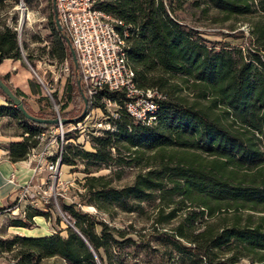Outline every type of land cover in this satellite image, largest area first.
I'll use <instances>...</instances> for the list:
<instances>
[{"label":"rangeland","instance_id":"rangeland-1","mask_svg":"<svg viewBox=\"0 0 264 264\" xmlns=\"http://www.w3.org/2000/svg\"><path fill=\"white\" fill-rule=\"evenodd\" d=\"M108 1L115 0H99L98 4ZM21 2L28 12L23 22ZM20 3L9 9L7 17L10 24L9 17L14 18L21 45L27 43L23 52H29L36 64L34 68L24 59L36 72L30 68L33 95L27 99L35 110L48 109L50 103L59 116L62 107L66 106V112L73 104L65 92L70 73L65 69L67 60L59 63L50 55L53 0ZM136 13L135 30L149 48L143 65L144 84L158 88L165 96L161 119L153 126L158 137L148 146L136 147L121 136L112 151L115 161L108 164L79 158L76 165L64 164V186L50 193V217L29 220L27 212H35L32 205L1 212L0 262L29 253L33 264H68L58 255L44 251L39 255L42 250L25 239L55 230L65 236L70 225L65 218L70 217L63 212L64 205L95 215L125 238L144 235L149 245L138 251L117 248V254L130 264H191L153 239L155 232H172L185 207L204 210L196 232L207 222L212 227L237 222L264 229L260 219L264 216V0H137ZM99 107L93 106L77 130L68 133L66 147L95 150L93 138L105 133H97L99 124L120 118ZM128 122L131 128L138 125L134 120ZM20 129L18 124L15 131ZM140 173L157 187L149 191L151 200L132 201L133 211L116 206L105 212L86 194L87 176H103L102 182L109 187L122 188L131 185ZM49 185L51 182L46 188ZM54 192L64 195L57 196L58 206ZM172 208L177 217L166 219ZM158 219L161 222L157 224ZM223 249L216 251V261L232 257L235 264H264L261 251L249 252L241 246Z\"/></svg>","mask_w":264,"mask_h":264},{"label":"trees","instance_id":"trees-1","mask_svg":"<svg viewBox=\"0 0 264 264\" xmlns=\"http://www.w3.org/2000/svg\"><path fill=\"white\" fill-rule=\"evenodd\" d=\"M21 0H0V63L7 58L13 60H27L34 68L33 56L26 51L24 54L23 48L26 49L27 43L22 42L21 45L16 22L13 17V23L8 22L7 13L9 9L15 8ZM28 2L29 0H24ZM137 0H115L98 4V7L107 13L122 19L128 27L127 42L128 57L136 70V81L140 87H152L144 84L145 70L143 65L148 57L149 48L146 40L140 37L136 30L138 27ZM53 4L51 3V13L49 15L50 27L53 31L51 40L50 55L59 63L67 60L69 62L70 73L65 85L66 98L69 103L73 104V108L69 111H63L62 107L60 116L64 119H73L81 116L85 103L81 95L78 81L80 80V72L75 69L73 57L67 43L61 37L55 24V16L53 12ZM8 84L9 74L0 77ZM33 82L31 83V85ZM40 88L41 85L38 84ZM83 91L88 97L85 87L82 84ZM12 89V87H11ZM13 90V89H12ZM18 96L23 95L18 90L15 91ZM0 92L5 96L0 89ZM40 93V91H36ZM109 98L121 101V95L116 92H102ZM55 98L57 94H52ZM6 97V96H5ZM101 97V96H100ZM91 104L89 100L88 112L91 106L99 107V99ZM8 102L5 106H0V117L9 116L17 120L22 128L23 140L12 142L9 145V157L12 161L26 160L31 149L39 144V136L44 129L54 124L37 123L23 116L21 111L13 105V102L6 97ZM161 102L159 110V118L161 119L163 104ZM25 109L32 115L40 118L55 119L58 113L51 108L49 103L48 109L41 108L33 109L29 103L23 99ZM87 112V113H88ZM119 119L111 122L113 130H107L104 135L93 138L96 143L94 151L84 150L78 146L70 145L66 147L62 157V163L68 165H76V159L91 161L93 163L108 164L115 161L112 156V151L116 149V140L123 136L131 145L136 147L148 146L158 137V130L154 127L141 125H129V119L133 120L129 114L122 110L119 114ZM80 119L79 121H81ZM103 176H87L86 178V194L90 196L91 202L99 209L110 213L112 207L119 206L125 211H133L134 206L132 201L151 200L152 191L157 187L147 175L137 174L134 182L131 185L116 188L109 187L102 181ZM11 205V203H10ZM5 207L0 208L3 211ZM35 212H27V217L32 220L36 216L50 217L49 210L44 211L34 207ZM63 212H66L70 218H67L70 225L66 228V235H61V230H55L52 234L40 237L25 238L36 248L42 250L39 255L46 254L58 255L68 264H130L126 262L122 254H117L116 251L120 247H132L138 251L144 248V245H149V240L144 241V235L137 234V238H125L121 232L115 228H111L107 222L98 220L93 214L83 212L80 209H75L74 205H64ZM163 213V208L159 210ZM159 213V214H160ZM177 217L175 208L168 213L166 219H175ZM181 220L178 225L172 229V232L162 230L155 232L154 240L166 247H171L172 250L181 254L191 264H235L236 260L232 257L219 259L216 261L218 254L216 251L231 249V246L239 247L249 252L261 251L264 253V229L258 226L249 224L240 225L237 222L232 224H223L222 226L212 227L207 222L202 231L196 232L198 227L196 223L204 217V210L197 211L195 208L185 207ZM264 220V216L260 218ZM61 219L57 218L59 223ZM235 221L239 220L238 216L234 217ZM161 220H156L160 223ZM24 227L30 228L29 224H23ZM100 228L99 232L97 228ZM187 227L188 232H185ZM155 231L156 228L154 229ZM122 238V240L119 239ZM226 249V250H225ZM246 255V254H243ZM43 256V255H42ZM34 257L32 254H27L25 257L17 258V264H33Z\"/></svg>","mask_w":264,"mask_h":264},{"label":"built area","instance_id":"built-area-1","mask_svg":"<svg viewBox=\"0 0 264 264\" xmlns=\"http://www.w3.org/2000/svg\"><path fill=\"white\" fill-rule=\"evenodd\" d=\"M98 3L99 0H55L59 23L70 39L77 57L81 84L85 87L91 104L101 96L99 110L103 109L108 115L115 113L117 116L125 110L137 123L153 127L159 121L160 105L165 96L156 87L138 85L136 70L128 57L127 26L122 19L100 9ZM30 68L36 74L31 66ZM65 69L70 72L68 61ZM104 91L120 94L121 101L101 94ZM92 108L93 105L91 110ZM80 124L81 121L70 124L60 122L40 134L38 146L32 148L27 157L32 177L18 187L15 200L0 213L15 212L23 203L48 211L50 193L55 188L64 186L61 176L65 166L62 157L69 141L66 136L77 130ZM99 127L97 133L114 129L109 120L99 124ZM35 179L42 181L37 184ZM8 180L14 182L15 174L12 173ZM48 182L51 185L46 188ZM58 195L64 196L54 192L55 201ZM56 205L58 206L57 201ZM62 216L65 218L63 214ZM65 220L69 223L67 218ZM0 264H17V260Z\"/></svg>","mask_w":264,"mask_h":264},{"label":"crops","instance_id":"crops-1","mask_svg":"<svg viewBox=\"0 0 264 264\" xmlns=\"http://www.w3.org/2000/svg\"><path fill=\"white\" fill-rule=\"evenodd\" d=\"M6 74H9L8 85L12 87L13 90L21 92L23 94L21 95L22 98L30 104L27 98L33 95L31 87L33 76L24 60L4 59L0 63V77ZM7 104L6 97L1 95L0 106H5ZM30 106L32 107L31 104ZM17 125V120L12 117H0V208L6 207L8 204L12 203L16 198L18 187L28 182L32 177V170L27 160L14 162L9 157L8 148L10 143L23 140L22 129H20L18 133L15 131ZM12 173L15 174L14 182L8 180ZM41 181V179L34 180L37 184H40ZM27 206V203H23L20 208L24 209Z\"/></svg>","mask_w":264,"mask_h":264},{"label":"water","instance_id":"water-1","mask_svg":"<svg viewBox=\"0 0 264 264\" xmlns=\"http://www.w3.org/2000/svg\"><path fill=\"white\" fill-rule=\"evenodd\" d=\"M20 6L23 7V13H22V22H23L24 19L26 18V16H28V12H26V9L24 8L23 2L20 3ZM53 12H54V16H55L56 27H57L58 31L60 32L63 40H65L68 47L70 48L75 69L78 70L79 65H78V61H77V57H76L74 48L72 47L71 41L68 38V36L63 32V28L60 25L59 20H58L57 9L55 7V0H53ZM78 86H79L81 95L84 99V103H85V106H84V109H83L81 116L78 118H73V119H64V118L59 117V116H57L55 119H48V118H40V117H37V116L30 114L24 107L23 99L20 98L17 94H15V92L11 89V87L8 84H6L0 78V89L2 90L3 94L13 102V105L16 106L21 111L23 116L29 120L34 121V122L44 123V124H58L60 122H62L64 124H70V123L79 122L80 119H83L86 117L87 112H88V108H89V100L83 91L81 80L78 81Z\"/></svg>","mask_w":264,"mask_h":264}]
</instances>
